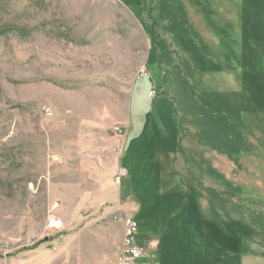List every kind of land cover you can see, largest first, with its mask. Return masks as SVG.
I'll use <instances>...</instances> for the list:
<instances>
[{
	"label": "rangeland",
	"instance_id": "rangeland-1",
	"mask_svg": "<svg viewBox=\"0 0 264 264\" xmlns=\"http://www.w3.org/2000/svg\"><path fill=\"white\" fill-rule=\"evenodd\" d=\"M122 214L139 264H264V0H0V264H116Z\"/></svg>",
	"mask_w": 264,
	"mask_h": 264
},
{
	"label": "crops",
	"instance_id": "crops-1",
	"mask_svg": "<svg viewBox=\"0 0 264 264\" xmlns=\"http://www.w3.org/2000/svg\"><path fill=\"white\" fill-rule=\"evenodd\" d=\"M132 125L133 124L131 122L130 125H129L130 126V130H132V128H133ZM144 135H142V136L144 137ZM146 135H147V132H146ZM144 138H146V140L149 141L148 137L145 136ZM118 140L119 139H115L114 138L112 140H109L106 143H97L96 144L97 145L96 146L97 147V153H96V156H95V162H94L93 167L96 168L98 170V172L94 173L95 177H93V178H94V181L98 184V187H100L99 191L102 192L97 200H98V202L100 204L99 206H101L102 204H104L105 202L108 201L110 204H113L114 206L120 204L118 206V208L123 209L124 211H126L125 207H128V204L130 205V207H133V208H136L137 210H139L137 204H135V201H136L135 197L131 198V196H128L124 200L123 198L118 196V192L119 191L117 189H115L118 192L116 194H114L113 197H109L108 198L106 196V194L104 193V192H106L105 188H101L102 186L106 187V183L107 182L103 183L106 180V177H105L106 173H110V175H112V174L115 175L118 172V168L119 169L120 168H125L124 165H123V159H124L123 156L121 157V159H119V164H117V159L113 158V159L108 160V158L106 156H104L106 154V152L102 153V148H104V147H115V144H116V142ZM129 144H128V141L126 139L125 142H124V145H123V150H127L128 147H131V145L133 143L130 144V145ZM141 147H142V144L136 146V148L134 150L138 151V153L130 154L131 158H134V159L137 158L138 160L142 161V159L145 156L146 152H145V150H142ZM139 148H140V150H139ZM91 164H93V163L91 162ZM130 166L135 168L137 165H134V164L131 163ZM120 186H122V184ZM132 199H135V201H133ZM136 209H135V211H136ZM132 211H134V210H128L127 209L126 212L129 215V213L132 212ZM135 215H137V212H136ZM92 219H93V222H95V223L104 224V227L101 228L103 230H110L112 228L117 230V232H118V241H117L118 246L116 248H113V255L116 258V264H118L119 258H120V254H121L122 245H123V241H124V235H125L124 234L123 225H121L119 223H116L115 221H113L112 218H110L109 216H105V215L104 216H95V217H92Z\"/></svg>",
	"mask_w": 264,
	"mask_h": 264
},
{
	"label": "built area",
	"instance_id": "built-area-1",
	"mask_svg": "<svg viewBox=\"0 0 264 264\" xmlns=\"http://www.w3.org/2000/svg\"><path fill=\"white\" fill-rule=\"evenodd\" d=\"M150 77L149 72L144 71L143 76L140 79H148ZM150 98L156 97L155 91H150ZM114 133L120 137L125 135V130L122 127H114ZM128 176V171L125 168H122L118 171V174L115 176L114 184L121 185L123 178ZM120 223H122L124 227V241L121 249V253L123 255V264H139L140 261L146 258V251L140 245L138 241L139 236V225L137 221L128 216L127 214H122L120 217H117ZM50 228L58 231H62V223L58 219H52L50 221Z\"/></svg>",
	"mask_w": 264,
	"mask_h": 264
},
{
	"label": "trees",
	"instance_id": "trees-1",
	"mask_svg": "<svg viewBox=\"0 0 264 264\" xmlns=\"http://www.w3.org/2000/svg\"><path fill=\"white\" fill-rule=\"evenodd\" d=\"M253 116H254V120H255V117H257L258 114H257V113H253ZM257 120L260 122V125L257 126V128L260 130V129L262 128V121H260V118L257 119ZM237 151H238V150H236V151H234V152H237ZM221 239H224V238L221 236Z\"/></svg>",
	"mask_w": 264,
	"mask_h": 264
},
{
	"label": "bare ground",
	"instance_id": "bare-ground-1",
	"mask_svg": "<svg viewBox=\"0 0 264 264\" xmlns=\"http://www.w3.org/2000/svg\"><path fill=\"white\" fill-rule=\"evenodd\" d=\"M143 73H144V71H143ZM120 264H123V255L121 256Z\"/></svg>",
	"mask_w": 264,
	"mask_h": 264
}]
</instances>
